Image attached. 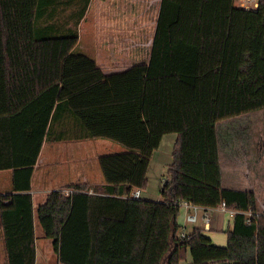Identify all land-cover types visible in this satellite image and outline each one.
Segmentation results:
<instances>
[{"label": "trees", "instance_id": "1", "mask_svg": "<svg viewBox=\"0 0 264 264\" xmlns=\"http://www.w3.org/2000/svg\"><path fill=\"white\" fill-rule=\"evenodd\" d=\"M90 1L64 0L76 10L63 17L62 0H0V170H13L0 193L3 264H36L31 180L43 142L85 137L124 150L99 156L103 191L70 184L39 205L58 264H181L188 252L189 264H264V210L253 190L222 185L217 136L218 121L264 112V0H162L149 61L111 73L76 51ZM169 133L161 199L130 196ZM183 200L236 210L225 245L203 226L178 233Z\"/></svg>", "mask_w": 264, "mask_h": 264}, {"label": "crops", "instance_id": "2", "mask_svg": "<svg viewBox=\"0 0 264 264\" xmlns=\"http://www.w3.org/2000/svg\"><path fill=\"white\" fill-rule=\"evenodd\" d=\"M62 1L63 2L59 3L58 5V14L62 13L65 15L75 13V5L69 4L68 6H65L64 0ZM161 3L162 0H91L87 11L85 12L83 18L79 23L80 37L77 45L82 44L83 46H96V54L94 53L90 55L95 57L98 65L102 68L105 73L122 71L136 63H147L150 59L152 46L154 43V36L156 33ZM238 5L241 6V0H238ZM52 7L53 5L51 6V8ZM176 136L177 135L175 133H169L164 135L161 140L160 146L155 150L153 156L157 155L161 158L165 156L167 158L166 162L170 163L172 161V150L176 140ZM217 136L219 144L221 140H219L218 132ZM90 139V137L73 138L68 140L46 139L43 142L37 163L34 166L33 176L31 180V192L33 194L34 207V228L36 239L37 226L40 225V227L42 228L38 216V207L41 203L46 200V197L50 191L54 189L64 188L70 184L76 183L89 185L90 192H92L94 189L98 191L104 190L105 180L103 173V178H101L99 175L96 174L95 168L91 169V160L90 155L88 154L89 148L91 147ZM103 139L110 140L107 138ZM47 141L49 142V147L45 150L44 145ZM225 146L227 148V151H225L224 158L226 160L227 168H229L227 169V183L229 186H224L223 176L222 185L224 187L234 189L253 190L254 192H256L257 195V190L261 186L260 181L264 180V175L262 176V179H260V177H258V175L254 173V169L249 168L248 163L247 168L243 165L245 167L244 171H246L245 174H247V176L243 174L244 171L237 169V167H242V164L233 165V163H235L234 151L236 149L234 143L232 141H226ZM118 149L123 150L124 147ZM62 151H66L69 157L68 163L66 164L65 168V174L67 176V179L69 180H66L67 182L65 181V184H63L64 180L60 181L61 186H55L54 188L53 186H51L52 188H46L50 189V191L47 190L48 192L45 198H43V196L41 195V190L46 191V189H43L42 187H35L33 181L34 174L36 170L40 167V164L46 162V169L43 170L42 174L40 171V183L43 185H47L48 183L53 184V180L55 179V176H53V164L57 167ZM153 156L152 158H154ZM250 158L253 164L258 165L260 163V157H251L247 154V161ZM236 171L237 173H242L246 179L247 184H243L244 187L242 188L237 186L238 180L235 179ZM75 177L81 178L74 179ZM0 178L1 180H4V176H1ZM10 181L11 182L9 187L5 189L2 193L9 191L12 187L13 170L12 175L10 177ZM262 186H264V181ZM37 199L41 200L37 202ZM181 207L183 208L184 215L182 220L179 216L177 219L178 224L183 223L182 230L179 232H182L186 228V224L188 222L186 220V208L182 205ZM202 207L203 209L200 210L201 212H203L205 210L204 208H206L205 206ZM207 209L209 211L214 210V216H216L217 211L223 212L217 207H207ZM226 214L228 215V219L232 220V217H230L228 213ZM212 227L213 226L210 223V226L206 229H213ZM48 239L50 240V242L53 243V240L51 238H47V240ZM48 249L50 250V245H47L46 250ZM0 251L5 257L6 248L4 233L1 227V218ZM38 258V244L36 240V264L38 262Z\"/></svg>", "mask_w": 264, "mask_h": 264}, {"label": "rangeland", "instance_id": "3", "mask_svg": "<svg viewBox=\"0 0 264 264\" xmlns=\"http://www.w3.org/2000/svg\"><path fill=\"white\" fill-rule=\"evenodd\" d=\"M236 5H238V0H235ZM68 14L61 15L67 16ZM96 46H83L82 44L77 45L76 51L84 52L86 54H96ZM217 132L219 135V156H220V166L223 176V184L224 186H229L227 183L228 174H227V165L226 160L224 158L225 151L227 148L225 146L226 141H232L235 146V163L233 165H241L242 167H237L241 171H244L245 167L249 164L250 169H254V173L262 179L264 175V112L263 109H255L249 112H245L241 115L230 117L223 119L217 122ZM91 147L89 148L88 154L90 155L91 160V169H96V174L103 178L100 164L98 160V156L105 153H111L120 151L124 147L119 142L113 140H104L103 138H91L90 139ZM105 143V144H104ZM49 142L47 141L44 145V149L46 150L49 146ZM121 145V146H120ZM44 150V151H45ZM124 150V149H123ZM122 151V150H121ZM250 155L251 157H260V163L253 164L251 158L247 161L246 156ZM150 160L149 172H148V180L149 183L146 188L142 189V198L151 199V200H159L161 199L160 189L163 185L165 178L167 177V170L169 163L166 162L167 158L164 156L163 158L159 156H153ZM69 157L66 151H62L60 154L59 164L54 166L53 164V176L55 179L53 180V184L43 185L40 183V171L41 174L44 169H46V162L40 164V167L36 170L34 174V185L35 187H42L43 189L50 188L53 186H61L60 181L69 180L65 174L66 164L68 163ZM262 160V161H261ZM233 162V161H232ZM57 163V162H56ZM248 163V164H247ZM245 167H244V166ZM256 170V171H255ZM246 171L243 172L245 174ZM252 173V174H254ZM242 173H237L235 175V179L238 180V185L240 188L244 187L243 184L246 183V179ZM12 175L11 169H2L0 170V177L4 176V180L0 178V193L4 192L10 185V177ZM247 176V174H245ZM78 177H75L76 179ZM79 177L78 179H80ZM66 181V182H67ZM263 181H260V185H263ZM247 184V183H246ZM259 187L257 190V201L258 208L260 210H264V186ZM52 188V187H51ZM50 189H46V191L41 190V195L45 198L46 194ZM46 192V193H45ZM256 193V192H255ZM44 194V195H43ZM41 199H37L38 202ZM211 214V224L213 229H205V232L212 237L214 243L219 245H225L227 243V228L232 225V220L228 219V215L224 212L217 211L216 216H214V210L209 211ZM200 217L197 222H187L186 228L184 229L187 233H189L195 226H203L204 221L202 219V212L199 211ZM183 208L181 207L179 217L182 220L183 218ZM218 215V216H217ZM229 220V221H228ZM39 223V222H38ZM178 232L182 230L183 223H179ZM39 225V224H38ZM37 244H38V262L37 264H58V254L54 250L53 243L50 240H47V237L43 234L42 228L37 226ZM47 245H50V250L47 249ZM4 256L0 251V264H3ZM192 262L191 253H187V258L181 262V264H189Z\"/></svg>", "mask_w": 264, "mask_h": 264}, {"label": "built area", "instance_id": "4", "mask_svg": "<svg viewBox=\"0 0 264 264\" xmlns=\"http://www.w3.org/2000/svg\"><path fill=\"white\" fill-rule=\"evenodd\" d=\"M259 3V0H241V6L249 9V8H255ZM73 190L72 189H66L65 192L67 194L71 193ZM130 196L132 197H141V189L140 188H136L134 190L131 191ZM181 205L184 206L186 208V220L188 222H197L200 214L199 211L201 209H203V207L201 205L195 204L192 201L189 200H183L181 202ZM217 208H219L220 210H222L223 212H226L229 214L230 217H233L236 213V210L234 209H230L227 207L226 202L223 201L221 202L219 205L215 206ZM205 210L202 212V219L204 221V227L208 228L210 226L211 223V214L209 212V210L206 208H204ZM247 214V220L250 221L251 218L253 217V211L251 209L246 211ZM186 231L183 230L181 232L182 236L186 235Z\"/></svg>", "mask_w": 264, "mask_h": 264}]
</instances>
